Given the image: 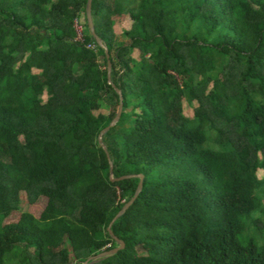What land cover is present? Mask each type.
Segmentation results:
<instances>
[{
  "label": "trees",
  "instance_id": "1",
  "mask_svg": "<svg viewBox=\"0 0 264 264\" xmlns=\"http://www.w3.org/2000/svg\"><path fill=\"white\" fill-rule=\"evenodd\" d=\"M86 4L0 0V264L117 247L136 175L92 264H264V0H92L108 59Z\"/></svg>",
  "mask_w": 264,
  "mask_h": 264
},
{
  "label": "water",
  "instance_id": "2",
  "mask_svg": "<svg viewBox=\"0 0 264 264\" xmlns=\"http://www.w3.org/2000/svg\"><path fill=\"white\" fill-rule=\"evenodd\" d=\"M91 1L92 0H87V4H86V8H85V16L87 19V24H88V29L90 31L91 36L93 37V39L95 40L96 44L104 50L105 56L108 59V53H107V49L106 46L103 44V42L101 41V39L95 34L94 29H93V23H92V18H91ZM107 71H108V75L107 78L109 80L110 78V64L108 63L107 65ZM117 93L119 94V104H118V108L116 111L115 116L112 118V120L109 122V125L107 127H105L103 130H101L99 136H98V143L99 145L105 150V147L103 145L102 142V136L105 132H107L112 126L115 125V123L117 122V120L119 119L121 110H122V96L121 93L117 90ZM110 174L112 173V165L110 162V169H109ZM139 178V182L135 191V195L134 197L124 206L121 208V210L115 215V217L112 219L109 227L107 228V231L109 232V235L116 241V243L118 244L117 247L110 249V250H106V251H102L101 253L97 254V255H93L91 257H89L86 261H84L82 264H92L94 262H97L98 260L107 258L113 254H115L118 250L123 249L125 244L123 241L118 240L113 233L111 232L110 228L113 225V223L116 221V219H118L122 214H124L127 209L131 206V204L135 201V198L137 197L138 193L141 190L142 187V180H143V176L142 175H136ZM130 177H135V175H129L126 177H121L122 178H130ZM112 180H114L111 177Z\"/></svg>",
  "mask_w": 264,
  "mask_h": 264
},
{
  "label": "rangeland",
  "instance_id": "3",
  "mask_svg": "<svg viewBox=\"0 0 264 264\" xmlns=\"http://www.w3.org/2000/svg\"><path fill=\"white\" fill-rule=\"evenodd\" d=\"M128 26H129L128 21H125V19H120L119 21H117V24L115 26V32L117 34H119L121 29H127ZM134 56L137 58V52L134 54ZM195 105H197V103H194L192 106H190L187 102L185 103L184 111H185V113L188 116H192L193 115V113H194L193 106H195ZM257 174H258L259 177H261L262 176V171L259 170ZM21 199H22V201L20 203V211L21 212L22 211H26V212L31 213L35 217H39L40 216V214H41V212L44 209L45 204H46V199L45 198H39L36 203L28 204L25 201L24 193H21ZM263 203H264V198H263ZM18 217H19V212L12 213L10 215V217L7 219L6 222L7 223H16ZM28 252H29V254L31 256L33 255V250L32 249H29ZM7 264H15V263H14V261H9Z\"/></svg>",
  "mask_w": 264,
  "mask_h": 264
},
{
  "label": "built area",
  "instance_id": "4",
  "mask_svg": "<svg viewBox=\"0 0 264 264\" xmlns=\"http://www.w3.org/2000/svg\"><path fill=\"white\" fill-rule=\"evenodd\" d=\"M75 29H76V32H77V37L75 38V40H82L81 26L77 22H75ZM91 47L94 48L93 45Z\"/></svg>",
  "mask_w": 264,
  "mask_h": 264
}]
</instances>
